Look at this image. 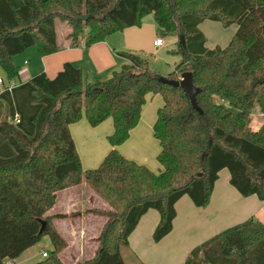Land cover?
<instances>
[{"label": "trees", "instance_id": "obj_1", "mask_svg": "<svg viewBox=\"0 0 264 264\" xmlns=\"http://www.w3.org/2000/svg\"><path fill=\"white\" fill-rule=\"evenodd\" d=\"M149 15L158 38H177L170 53L181 60L169 75L151 70L141 55L120 52L127 63L119 71L85 84L82 71L67 63L53 79L42 73L31 80L34 102L42 106L34 136L7 119L0 122V145L8 141L16 152L0 158V264H16L46 236L54 250L35 264H64L60 254L68 243L54 225L64 216L48 213L59 192L82 183L112 209L104 212L108 221L96 255L83 264H127L123 249L150 209L160 213L153 238L161 241L173 230L176 203L187 195L206 207L223 169L242 196L264 201V123L252 127L255 112L264 115V0H24L20 9L0 0V93L19 77L17 56L32 47L43 57L61 49L58 21L66 23L74 47H90L141 26ZM205 21L238 28L225 48L210 50L200 30ZM185 73L200 90L201 112L182 87L160 81H179ZM149 94L164 100L154 125L161 171L117 149L84 171L70 126L83 118L92 127L112 119L108 139L118 147L138 125ZM185 264H264V224L251 218L226 229L194 248Z\"/></svg>", "mask_w": 264, "mask_h": 264}, {"label": "crops", "instance_id": "obj_2", "mask_svg": "<svg viewBox=\"0 0 264 264\" xmlns=\"http://www.w3.org/2000/svg\"><path fill=\"white\" fill-rule=\"evenodd\" d=\"M10 1L17 9L24 5V0ZM206 22L208 21L200 25V30L205 34L206 46L210 50L225 48L238 28L236 25L231 26L230 29L234 30V34L233 31L228 34L229 32L221 29V23L212 21L206 26L211 33L216 34L208 32L209 35H207L202 28ZM157 30L154 15H149L143 20L141 26L112 34L105 41L90 47L84 45L74 47L72 42L66 39L68 33L66 29L63 33H58V44L61 49L57 53L43 57L36 47L26 50L15 58L16 64L20 67L16 85L11 89H5L4 86L1 88L0 122L7 119L26 135L34 136L35 120L42 106L34 102L35 88L31 80L42 73L53 79L67 63L73 64L82 71L85 84L107 80L115 71H119L127 63V60L120 56V52L141 55L149 61L151 70L162 75H169L174 71L175 64L181 60L179 56L171 58L168 68L162 69L161 72L152 69L151 60L146 56L151 53L159 58H165L163 51L166 50V39L163 40L162 46L154 45L158 38ZM170 42L174 44L173 40ZM1 77H4L2 73ZM163 105L164 100L161 95L149 94L142 108L138 125L131 130L129 139L118 147H113L108 139L115 130L112 119H107L97 127H92L86 118L72 124L70 131L81 158L83 170L98 168L105 157L113 149H117L127 159L159 173L162 169L158 162L161 145L155 137L154 125L158 111ZM254 117L258 121V118L263 120L264 116L256 111ZM254 117L252 127L254 124L253 129L259 130L264 120H259L258 122H261L259 126H256ZM16 119L20 122L17 123ZM15 154L13 146L8 141L0 145V158H11ZM230 178L229 170L220 171L210 202L204 208L195 206L189 196H183L176 203L177 216L173 223V230L159 242H155L153 236L160 222V213L150 209L143 215L130 235L129 248L126 249L136 264H185L194 248L226 229L251 218L264 224V201L256 195L242 196L231 185ZM108 211H111L110 206L86 183L58 193L57 203L48 214L64 216L54 220L56 229L68 243V247L60 254L64 264H69L65 260V255L69 256L71 253L75 254V257H70L71 260L75 259V264H83L84 262H79L81 258L85 259L84 261L94 258L99 246L98 238L108 221V216L103 212ZM37 245L25 251L14 263L35 264L45 259L42 256L45 250L35 254L30 253Z\"/></svg>", "mask_w": 264, "mask_h": 264}, {"label": "rangeland", "instance_id": "obj_3", "mask_svg": "<svg viewBox=\"0 0 264 264\" xmlns=\"http://www.w3.org/2000/svg\"><path fill=\"white\" fill-rule=\"evenodd\" d=\"M212 21H208V22H206L205 23V25H203V30L205 31V33L207 34V35H209L208 34V32H210L208 29H207V26H206V24L207 23H211ZM221 26V29L223 30V31H225V32H229L228 34H230L231 33V31H233L232 33L234 34V30L232 29H230V28H224L223 27V25H220ZM67 29V25H66V23H64V22H60V21H58V23H57V31H58V33L59 34H61V33H63V31H65ZM211 33V32H210ZM213 34H216V33H214V32H212ZM211 33V34H212ZM232 34V35H233ZM171 40H173L174 41V44H172L170 41ZM176 42H177V38H175V37H172V38H167L166 39V50H164L163 51V55H164V57L165 58H159L158 56H156V55H154V54H152L151 55V53H148V54H146V56L148 57V58H150V60H151V65H152V69H154V70H159L160 72L162 71V69L164 70H166L167 68H168V64L169 63H171V61H170V59L171 58H173L174 57V55H172L171 53H170V51L171 50H173V49H175V44H176ZM169 56V57H168ZM176 57H178V56H176ZM180 60V59H179ZM151 68V67H150ZM256 117H254V119H255ZM256 120V119H255ZM259 120H262L261 118H258V121ZM263 120H264V117H263ZM262 120V121H263ZM257 120H256V126H259V124H260V122H258ZM258 124V125H257ZM253 127H254V124H253ZM108 212H112V209H111V211H108ZM103 214H104V212H103ZM53 246H52V244H51V240H50V238L48 237V236H46V237H44L43 239H42V241L39 243V245H37V247L35 248V249H33L30 253L31 254H35V253H39V252H41L42 250H45L47 253H51L52 251H53ZM30 253H28V254H30ZM75 254H73V253H71L69 256L68 255H65V260H66V262L67 263H69V264H75V259H73L72 258V260L70 259V257H73ZM123 255H124V257H125V260H126V262H127V264H136V262L133 260V258H131V256H130V254H129V252H127V250L126 249H123ZM67 257V258H66ZM75 257V256H74ZM41 258H42V256H41ZM82 260V261H81ZM85 259H83V258H81L80 259V261L79 262H85L84 261ZM74 262V263H73ZM78 264H80V263H78Z\"/></svg>", "mask_w": 264, "mask_h": 264}, {"label": "water", "instance_id": "obj_4", "mask_svg": "<svg viewBox=\"0 0 264 264\" xmlns=\"http://www.w3.org/2000/svg\"><path fill=\"white\" fill-rule=\"evenodd\" d=\"M160 81L163 84L169 85V86H174V87H182L184 89V91L189 95L190 100L193 104V106L201 112V109L199 108L197 101H196V95L197 93L200 91L199 89H197L193 83V76L191 73H185L182 76L181 80H171L168 79L166 77H161ZM46 226V223L43 222V228L44 229Z\"/></svg>", "mask_w": 264, "mask_h": 264}, {"label": "built area", "instance_id": "obj_5", "mask_svg": "<svg viewBox=\"0 0 264 264\" xmlns=\"http://www.w3.org/2000/svg\"><path fill=\"white\" fill-rule=\"evenodd\" d=\"M163 43H164V41H163L162 39L157 38L156 41L154 42V45H155L156 47H160V46L163 45ZM3 83H4L3 79L0 78V85L2 86ZM15 85H16V83H15V82H12V83H10L7 87H5V89H11V88H13ZM263 116H264V115H263ZM16 122L19 123L20 120H19V119H16ZM48 255H49V254L46 253V252H43V253H42L43 258H47ZM5 264H13V262H12L11 260H7V261H5Z\"/></svg>", "mask_w": 264, "mask_h": 264}]
</instances>
